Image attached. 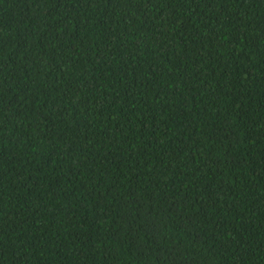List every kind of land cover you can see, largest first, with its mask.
I'll list each match as a JSON object with an SVG mask.
<instances>
[{
  "label": "trees",
  "instance_id": "trees-1",
  "mask_svg": "<svg viewBox=\"0 0 264 264\" xmlns=\"http://www.w3.org/2000/svg\"><path fill=\"white\" fill-rule=\"evenodd\" d=\"M0 264H264V0H0Z\"/></svg>",
  "mask_w": 264,
  "mask_h": 264
}]
</instances>
